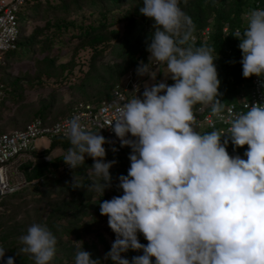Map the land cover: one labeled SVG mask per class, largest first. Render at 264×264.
Returning a JSON list of instances; mask_svg holds the SVG:
<instances>
[{"label":"clouds","instance_id":"9594fccd","mask_svg":"<svg viewBox=\"0 0 264 264\" xmlns=\"http://www.w3.org/2000/svg\"><path fill=\"white\" fill-rule=\"evenodd\" d=\"M179 3L141 0L138 8L153 21L148 63L165 64L173 83L153 76L139 97V86H134V95L117 107L109 125L130 153L127 174L117 178L122 195L99 202V213L115 235L104 259L111 264H264V102L245 104L228 121L226 133L196 129L195 105L217 115L224 105L212 49L182 47L190 39L192 20ZM245 16L243 28L234 33L241 74L264 85V8ZM148 63H139L138 77ZM65 129L70 147L63 163L73 170L90 158L89 174L96 180L88 190L103 196L115 164L105 160L109 141L85 129L75 116L65 121ZM229 142L234 151L247 146L243 158L229 155ZM73 185L80 187L74 177ZM19 242V251L33 264H51L55 257L57 239L46 225L33 223ZM74 244L79 247L73 264H101L82 242ZM5 250L0 246V259ZM129 250L142 254L129 261L122 257ZM4 264H14L13 258Z\"/></svg>","mask_w":264,"mask_h":264},{"label":"trees","instance_id":"16d2710c","mask_svg":"<svg viewBox=\"0 0 264 264\" xmlns=\"http://www.w3.org/2000/svg\"><path fill=\"white\" fill-rule=\"evenodd\" d=\"M140 6L141 0H26L15 49L3 54L5 64L0 66V88L4 93L0 123L3 112H10L5 104L18 110L14 111V124L21 130L35 119L53 124L58 120L51 119L53 114L63 115L64 111L67 114L75 105H94L109 98L126 74H135L140 62L148 63L146 48L153 21L139 14ZM179 7L192 20L190 39L182 47H207L212 49L214 58L217 56L214 64L223 109L248 96L254 76L242 77L239 41L234 33L243 28L246 13L264 8V0H180ZM205 30L208 33L202 36ZM63 55L68 59L58 62ZM108 58L112 60L104 63ZM22 63L31 64L33 72L8 75L14 64ZM153 64L150 61L148 68L165 65ZM60 90H65L67 100L62 99ZM38 91L50 93L28 107L26 95ZM59 98L61 108L53 111ZM201 107L197 104L193 111ZM205 113L212 114L210 107ZM242 149L244 153L247 146ZM128 155L113 156L117 162L109 169L111 186L101 197L87 187L96 180L89 174L91 160L58 176L41 177L34 167L25 166L27 181L37 183L0 197V246L6 249L5 255L15 256L19 264H33L29 255L19 251L22 247L19 237L30 225L39 223L46 225L57 239L51 264H73L79 247L75 242H82L83 250L91 258L111 264L104 259L111 246L100 238L104 248L101 256L95 245L87 244L86 238L96 232L101 222L107 221L99 213V202L122 195L117 178L127 174ZM58 167L54 164L52 169ZM73 177L79 188L72 186ZM109 233L114 241L115 235L111 230ZM137 237L141 244L147 243L139 233ZM141 254L129 250L122 257L131 261Z\"/></svg>","mask_w":264,"mask_h":264},{"label":"built area","instance_id":"2783aa9c","mask_svg":"<svg viewBox=\"0 0 264 264\" xmlns=\"http://www.w3.org/2000/svg\"><path fill=\"white\" fill-rule=\"evenodd\" d=\"M25 2L26 0H0V66L5 64L3 54L15 49L19 35L17 14L21 12ZM226 30L227 27L224 28V32ZM207 33L208 30H205L202 36H206ZM239 61L238 64L240 65ZM153 65L155 66L156 64L154 63ZM133 77L134 73L129 72L113 88L109 98L94 105H75L64 117L58 119L53 124H45L40 119H35L21 130H15L10 134L0 133V165H2L0 166L1 196L13 193L26 185L37 183V181H27L24 173V167L31 165L32 158L35 156V150L32 145L36 139L46 138L50 144L59 143L65 149L70 147L69 140L65 135V121L74 116L79 118L80 123L85 129L91 132H99L106 141H109V143L104 145L106 152L105 160L110 156L130 153L128 147H120V142L111 131V126L109 125L117 116V107L134 95L132 93L133 88L134 86H138V84L134 81ZM172 83L173 81L166 84L171 85ZM251 85L248 96H242L236 104L227 105L218 115L205 113L207 107H201L193 111L196 129L201 133L213 130L226 133L229 127L228 121L234 114L244 111L245 104L249 103V106H251L253 103L264 102V85H262L261 80L254 76ZM137 96H140V89L137 92ZM3 97L4 93L2 88H0V103ZM224 139L225 137L221 138L222 141ZM113 148L116 150L113 151ZM226 150L230 156L239 155L243 158V153L237 148L234 151L230 142ZM86 160L91 159L86 157ZM41 161L39 159L38 163ZM47 161L51 162L49 159ZM33 166L31 165L30 169ZM58 170L61 173H67L71 169L63 163L59 165ZM14 180H16V183H14Z\"/></svg>","mask_w":264,"mask_h":264},{"label":"rangeland","instance_id":"374dc122","mask_svg":"<svg viewBox=\"0 0 264 264\" xmlns=\"http://www.w3.org/2000/svg\"><path fill=\"white\" fill-rule=\"evenodd\" d=\"M25 14L23 13V10L17 14V20H18V26L20 25L21 21H23ZM31 28V27H30ZM29 28V29H30ZM28 29V30H29ZM68 57L67 55H63L61 58L58 59V62L65 61L67 60ZM112 60V58L105 59L103 61L104 63ZM33 72V67L31 64L27 63H22V64H14L12 68L8 71V75L11 77H14L17 75L18 72ZM168 72L166 69V65H163L159 68H148L147 72L143 74L142 77H138L136 73L134 74V81L137 82L139 89H140V95L143 92V85L147 83H151L149 79L153 76L156 77V81H163L165 83L172 82L170 78H166L168 76ZM65 90H60L61 94H63V100H67L66 92ZM49 91H38L35 93H29L26 95V101L25 104L28 107H31L35 105V103L41 99V98H46L49 95ZM58 104H56L55 108L53 111H57L60 109V98L58 99ZM238 101H235L234 103H237ZM97 104V103H96ZM5 107L7 109H10V112H3V118L2 122L0 123V127L3 128V131L1 133L3 134H10L11 132L18 130L17 126L14 124L15 123V112L18 111L15 110V108L9 107V105L5 104ZM66 110V109H65ZM65 112V111H64ZM54 118H51L52 120H57L63 117L62 113H57L53 114ZM34 150H35V156L32 158L31 165H34L33 167L37 170V173L41 177L45 176H58L61 174V172L56 169H52V166L54 164L58 165L63 163L62 158L67 151V149L60 147L57 144L51 145L46 138H38L34 141L33 145ZM239 151H242V148H237ZM41 156H40V155ZM41 159L42 161L38 163V160ZM47 159L51 160V162H48ZM115 160L113 156H110L106 159V161H112ZM117 161L115 160V163ZM14 183H16V180H14ZM110 229L108 228L107 221H103L99 224L96 232L92 234L90 237H87V244L89 245H95L97 249L99 250L100 255L102 256L103 253V244L100 242V238L104 241L106 245L111 246L113 243L111 235L109 233ZM69 264H72V262H69Z\"/></svg>","mask_w":264,"mask_h":264},{"label":"water","instance_id":"95a60500","mask_svg":"<svg viewBox=\"0 0 264 264\" xmlns=\"http://www.w3.org/2000/svg\"><path fill=\"white\" fill-rule=\"evenodd\" d=\"M11 160H12V159H11ZM11 160H10V161H11ZM10 161H9V162H10ZM7 163H8V162H7ZM3 165H4V164H3ZM0 166H2V165H0ZM0 197H1V194H0ZM8 257H12V258H13L14 264H19V263H18V260H17L16 257L13 256V255H5L4 258L0 259V264H4V260L7 259Z\"/></svg>","mask_w":264,"mask_h":264},{"label":"crops","instance_id":"0c3cea01","mask_svg":"<svg viewBox=\"0 0 264 264\" xmlns=\"http://www.w3.org/2000/svg\"><path fill=\"white\" fill-rule=\"evenodd\" d=\"M66 115V113L64 112V114H63V117ZM54 121H56V120H54ZM1 131H3V128L2 127H0V133H1ZM55 144H57V145H59L60 147H62V148H65L64 146H62L61 144H59V143H55ZM52 145V144H51ZM61 164H63V163H61ZM61 164H58V165H61Z\"/></svg>","mask_w":264,"mask_h":264}]
</instances>
